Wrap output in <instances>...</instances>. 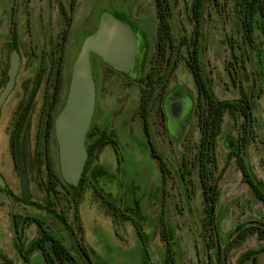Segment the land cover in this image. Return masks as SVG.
<instances>
[{"label": "rangeland", "instance_id": "374dc122", "mask_svg": "<svg viewBox=\"0 0 264 264\" xmlns=\"http://www.w3.org/2000/svg\"><path fill=\"white\" fill-rule=\"evenodd\" d=\"M169 1L172 8L173 37L177 41L181 35L187 37L191 31L189 7L192 0ZM68 2L69 0H0V16L10 14L13 7L11 18L14 21L9 23L14 33L0 37L1 69L5 71L9 53L7 44L11 38L9 35L16 38L17 51L20 55L18 75L5 108L11 109L14 101L21 96L23 84L36 83L39 90L35 93V98L40 97L41 88L47 82L48 71L45 65L40 73L36 68H32L31 59L27 57V44L30 42L29 45L32 47H41L45 40L44 36L48 40L49 35L51 37L55 35L61 27L57 6H68ZM102 16L117 22L119 35L128 41L134 56L129 69L134 66L136 58L137 63L130 76L121 72L111 62H104L95 53L91 52L89 55L95 91L90 122L103 129H106V126L113 128L119 142L116 154L110 144H106L94 163L97 169L102 167L113 177V185L109 186L113 194L107 199L119 207L129 206L131 209L128 211L126 208L122 209V213L130 215L138 223L143 234L139 238L132 222L115 217L107 208L105 209L91 183L86 181L76 207L83 242L92 264H162L163 251L154 246L152 231L155 225L153 222L160 217L168 220L167 217L171 214L168 213L167 207L162 208L160 201L164 200L166 205L170 206L169 211L176 212L173 220L168 221V232L172 235L175 231L180 239L184 262L197 264L196 259H204V245L199 238L202 216L201 191L195 171L187 165L189 173L185 171L186 183H183L187 187L185 193L178 170L182 152L186 153L187 158L190 157L199 135L192 114L195 86L183 58L186 55V47L180 48L179 53L182 56L179 57L177 67L164 90L167 92L176 90V93H180L177 96L180 105L178 114L172 115L170 103L166 102L163 105L164 128L156 114V110L161 107L158 96L151 105L148 116L152 144L169 171L166 182L162 184L156 159L149 153L147 140L141 130L140 118L135 114L140 87L137 81L133 80L142 78L143 69L149 63L152 54L156 26L153 0H76L74 21L68 32L63 62V96L67 91L77 53L87 37L85 32L95 27L94 32ZM240 17L237 0L204 2L201 15L200 59L208 86L216 98L229 100L238 97V87L233 83L231 75L237 76V80L251 94L254 137L252 140L249 139L246 161L264 191V37L254 22L252 44L249 46L244 43L241 37ZM240 58L244 61L241 62ZM239 122L240 118H232L228 114L224 116L215 150L218 169L223 168L228 147L235 142ZM2 123L3 119H0V129ZM2 146L4 141L0 138V148ZM0 171L9 188L18 197V178L7 154L0 159ZM29 179L30 200L16 204L13 211V214L20 216L16 240L12 239L8 223L9 202L0 191V264H44L37 250L26 251L29 242L39 233L34 222L28 220L29 216L45 222L55 236L68 243L57 218L49 216L46 209L61 214L63 212L69 218L73 217L74 208L69 201L70 192L57 187L60 192L54 193V196L39 186L33 175ZM218 187L217 223L223 233L235 231L239 225L264 219V206L242 181L234 159H231L223 170ZM188 195L191 197L190 216L186 200ZM171 203L173 205L175 203V208L170 205ZM161 210L163 212H159ZM105 238L106 249H103L96 241L103 243ZM260 248L264 249V239L259 240L255 235H250L231 252L226 264H240V260L248 253Z\"/></svg>", "mask_w": 264, "mask_h": 264}, {"label": "flooded vegetation", "instance_id": "af4514ba", "mask_svg": "<svg viewBox=\"0 0 264 264\" xmlns=\"http://www.w3.org/2000/svg\"><path fill=\"white\" fill-rule=\"evenodd\" d=\"M75 8L71 6L70 0L68 2V6H57V15L61 18V27L55 33L53 37L49 35L48 40L43 41V45L41 47H32L28 40L27 44V57L31 59V66L32 68H36L38 73L42 71L43 65L47 68V76H46V83L41 88L40 97L35 98V93L39 90V87L36 83L32 84H23L22 85V93L21 96L16 99L11 106V109L5 108V103L7 102L10 94L13 91L14 84L16 77L18 75L19 67H20V55L17 51L16 45V38L13 35H9L11 38L9 39V53L7 57V63L5 67V71L1 69V62H0V93L5 87V84L8 79V68H9V61L10 55L12 51L17 52L18 56V69L14 77V83L2 103L0 104V119H3V123L0 129V138L4 141V146L0 148V159L1 157L7 154L9 156L11 166L15 171L18 184H19V196H15L14 192L9 188L7 185L3 173L0 171V176L5 182V184L10 189L12 198L16 200V204L20 202H27L30 200V197L27 198L22 197L21 195V187H20V179L18 174L17 165L20 163L21 169L25 174L28 190L30 191V176L33 175L36 179V182L39 186L43 187V189L48 190L49 193L57 194L60 192L57 187L61 189L64 188L66 191L70 192L69 201L74 208L73 217L69 218L63 212H56L55 210L46 209L48 215L51 217H56L61 230H63L65 237L68 240V243L63 242L61 239L57 238L63 243L66 248H69L73 251L72 258L65 260L64 264H82V261L76 252V250L72 247L70 236L73 235L81 250L84 252L85 256L87 257L90 264H92L88 250L86 245L82 239V227L78 221L77 214H76V207L80 198L81 189L83 188L86 181H89L92 187L95 189L98 198L100 199V203L103 207L108 209L111 214L115 217H122L124 220L132 222L134 224L135 232L141 237L143 234L138 223L133 220L130 215H126L122 213V209L128 211L131 209L129 206H116L114 203L107 199L109 195H112L113 191L109 186L113 185V177L109 176L106 171L95 165L94 161L89 163L90 156L92 157L91 153L94 149L97 148V145L101 142V140L106 139L109 142L106 144H110L114 153L116 154L119 147V142L115 137V130L113 128L107 127L106 129L101 128L97 124H92L90 122L88 129L85 135V149L87 152L86 160L83 164V174L82 179H79L77 185H69L62 180V176L60 173L59 167V157H58V144L56 140V130H55V120L64 105V101L66 98V94L64 95V82H63V62L65 57V48L62 47L61 43L63 41L64 30L67 29L66 32V39L68 41V32L72 26L74 21L73 19V11ZM13 14V7L10 10V14L6 13L5 17L0 16V37L6 34H13V29L9 27V23H13V19L11 18ZM95 28V27H94ZM91 28L89 31L85 32V35H88L93 32ZM30 35V34H29ZM30 37V36H29ZM66 41V42H67ZM15 45V46H14ZM134 66L125 72L126 75H132L133 70L135 69V65L137 63V58L134 60ZM148 66V64H147ZM147 66L143 69L146 70ZM60 69V81L59 85L56 83V73ZM136 80L141 92V87H143V83L141 79H133ZM31 85V88L28 87ZM68 88V86H67ZM176 90L168 91L162 99V110H163V103L165 97L170 94L174 93ZM67 93V91H66ZM138 107V106H137ZM136 107V109H137ZM136 116L140 118L141 121V130L142 129V119L141 116L136 113ZM164 118V113H163ZM151 132H150V139H151ZM146 138V137H145ZM114 141V143H113ZM152 143V141H151ZM149 145V143L147 142ZM105 146V145H104ZM104 148V147H103ZM102 148V149H103ZM102 151V150H101ZM100 151V152H101ZM3 154V156H1ZM100 154V153H99ZM3 161V159H2ZM5 162V161H4ZM118 162V160H117ZM86 168V171H84ZM160 172V171H159ZM161 176V173H160ZM162 184H164L161 178ZM166 182V181H165ZM81 183V184H80ZM108 188V189H106ZM0 191L4 193L1 189ZM5 194V193H4ZM6 196V195H5ZM55 196V195H54ZM165 196V195H164ZM188 201V213L190 216V196H186ZM55 198V197H54ZM121 200V199H120ZM122 201V200H121ZM162 208L165 209L167 207L168 213H171L167 218L168 220H164L163 217H160L157 221L153 222L154 229L152 231L153 238H154V246L156 245L158 249H162V264H186L184 262V253L180 246V239L175 234H170L168 232L167 224L169 219L174 217L176 214L175 211L170 212V206L166 205L164 200H161ZM15 204V205H16ZM170 205H173L172 203ZM175 206V203L173 207ZM175 208V207H174ZM126 211V212H127ZM46 212V213H47ZM163 212V210L159 211ZM31 218L37 219L41 222L44 230L50 231L52 233V229L49 228L46 224L42 222V220L29 216ZM143 220V219H142ZM142 220H139L140 222ZM173 220V219H172ZM203 223L202 218L200 220ZM19 223V222H18ZM74 223L76 224L74 226ZM152 223V224H153ZM36 225V223L34 222ZM218 227L219 224L217 223ZM37 226V225H36ZM66 227H70L71 233H67L65 230ZM17 229V228H16ZM201 230V231H200ZM199 230V238L200 241L204 245V259H196L197 264H226L227 257L231 254L232 251L237 249V246L231 247L227 252H224V249L227 247V244L223 243V232L221 231L220 227L218 228L219 232H215L214 239L210 238L209 233L206 234L207 231L205 228H201ZM15 236H17V230H15ZM205 232V233H204ZM53 234V233H52ZM176 236V238H175ZM17 238L15 237V240ZM99 246H102L103 249H106V238L104 239L103 243L97 242ZM160 247V248H159ZM264 252L263 248H260L255 251H251L248 255L240 260V264H258L256 257L254 254H258ZM43 260V259H42ZM44 262V260H43ZM261 264H264V259H261ZM44 264H46L44 262ZM55 264H60L59 261H55ZM190 264V263H189Z\"/></svg>", "mask_w": 264, "mask_h": 264}, {"label": "trees", "instance_id": "16d2710c", "mask_svg": "<svg viewBox=\"0 0 264 264\" xmlns=\"http://www.w3.org/2000/svg\"><path fill=\"white\" fill-rule=\"evenodd\" d=\"M153 1L156 17L153 50L149 58L148 66L141 78L143 87H141L136 113L141 116L143 134L149 143V145L147 144V148L149 149L151 157L156 159L161 178L165 183L169 171L165 161L151 143V128L149 127L148 116H150L151 105L154 100L158 99V96H160L159 102L161 107L158 108L159 110H156V114L159 116L160 123L164 126L162 99L167 93V91L164 90L173 71L177 67L179 57L182 56L179 53L180 48L185 46L186 55L183 56V58L191 73L195 86V96H192V114L195 117V125L199 135L197 142H195L192 148L193 154L187 158L186 153L184 151L182 152L178 168L179 178L182 182V188H184L186 191L185 193H187L186 184L183 185V183H186L184 182L186 179L185 171L189 173L187 165H190L191 170L193 169L195 171L202 198L201 218L203 223H201V228L207 230L205 231L206 234L209 233L213 241L215 232H219L216 209L219 196L218 181L231 159H234L236 162L242 181L246 183L252 190L254 197L264 206L263 188L253 175L246 161V148L249 139L252 140L254 137V116L251 94L247 92L235 75H231V79L238 87L239 94L236 99H218L213 95L208 86L200 59L201 15L206 0L191 1L189 7V20L192 24L191 31L187 37L181 35L177 41H175L173 37L171 25L172 8L170 1ZM75 3L76 0H70L71 6H74ZM237 5L241 12L240 28L242 41L251 46L252 25L254 22L257 23L264 37V0H237ZM66 32L67 29L63 32L62 47H64L67 41L65 37ZM240 61L242 62L244 60L240 58ZM59 71L60 69L56 73V83L58 85L60 81ZM226 114L232 118H240V122L238 124V133L235 142L231 147H228L227 158L223 168L218 169V160L215 155V150ZM108 142L109 141L106 139L101 140L97 148L91 153L92 157L90 156L89 163L95 161L104 145ZM86 168L85 166L84 171H86ZM82 174L83 172L81 173L80 179H82ZM19 217L20 216L17 214H14L15 230H17ZM28 220L36 223L39 233L27 245V252L37 250L46 264H55V261L64 264L65 260L72 258V250L66 248L50 231L44 230L40 221L31 217H28ZM65 230L69 234L72 232L70 227L65 226ZM250 235H255L259 240L264 239V219L255 220L245 225H239L235 231L223 233V243L227 244L224 252H227L231 247L239 246L241 242ZM72 236L73 235L70 236V241Z\"/></svg>", "mask_w": 264, "mask_h": 264}, {"label": "water", "instance_id": "95a60500", "mask_svg": "<svg viewBox=\"0 0 264 264\" xmlns=\"http://www.w3.org/2000/svg\"><path fill=\"white\" fill-rule=\"evenodd\" d=\"M102 16L98 27L88 34L81 44L73 63L64 105L55 120L56 140L58 144L59 167L62 179L69 185H77L84 161L86 159L85 135L91 121L95 91L91 76L90 59L91 52L98 55L104 62H111L121 72H125L132 65L134 56L129 43L119 35L117 22ZM18 69V56L16 51L10 55L8 79L0 93V104L10 91L14 83V77ZM180 93H170L164 103H170V112L176 116L180 105L177 96ZM21 195L29 196L25 174L20 163L17 165ZM0 189L8 199V223L12 239L15 240L14 207L16 200L12 198L10 189L0 176ZM71 245L78 253L82 264H90L84 252L78 245L74 236L71 237ZM257 263L264 259V252L254 254Z\"/></svg>", "mask_w": 264, "mask_h": 264}]
</instances>
